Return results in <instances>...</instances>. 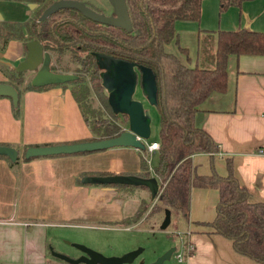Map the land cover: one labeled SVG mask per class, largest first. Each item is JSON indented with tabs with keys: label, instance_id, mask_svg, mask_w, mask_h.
Listing matches in <instances>:
<instances>
[{
	"label": "crops",
	"instance_id": "obj_1",
	"mask_svg": "<svg viewBox=\"0 0 264 264\" xmlns=\"http://www.w3.org/2000/svg\"><path fill=\"white\" fill-rule=\"evenodd\" d=\"M241 27L264 31V0H243L220 12L218 0H200L197 20L173 21L177 43L185 34L197 37L203 30ZM3 50L0 62L11 65L25 53L18 39H9ZM226 74L225 90L211 93L198 105V125L216 144V151L194 153L191 163L197 174H209L211 163L218 175H225V159H229L231 172L246 188L249 200L264 201V55L228 56ZM5 80L0 70V82ZM17 90V116L11 112L10 99L0 96V144L17 151V163L12 166L0 157V264H61L49 250L51 243H59L62 230L86 228L91 222L110 227L123 215V198L113 186L81 183L80 177L103 172L136 174L139 152L130 146H113L23 160L20 155L26 146L89 140L91 133L69 89ZM136 93L140 97L139 88ZM150 141L157 138L142 140ZM148 154L155 162V150ZM148 166L151 172L149 162ZM216 200L215 188L192 186L187 221L177 215L170 218L169 212V224L179 235L181 258L176 261L259 264L234 252L229 240L204 225L213 219Z\"/></svg>",
	"mask_w": 264,
	"mask_h": 264
},
{
	"label": "trees",
	"instance_id": "obj_2",
	"mask_svg": "<svg viewBox=\"0 0 264 264\" xmlns=\"http://www.w3.org/2000/svg\"><path fill=\"white\" fill-rule=\"evenodd\" d=\"M241 1L218 0V11L229 5H238ZM199 2L125 0L131 25V30L126 31L90 20L70 8H62L38 21V14L46 6L43 0L41 7H44L38 10L35 17L23 22L0 20V50L4 49L9 39L21 40L24 48L26 41L34 40L46 52L70 50L71 57L80 64L79 70L83 76L73 73L76 78L67 83L70 86L72 83L86 86L83 81L86 76L100 104L107 111L105 117L98 109L92 108L89 110L91 116L87 117L71 87L68 88L91 133L88 139L114 136L123 129L122 122H127L125 114L112 111L108 96L103 93L99 78L100 63L96 57L103 55L148 68L155 82L153 108L157 115L158 146L151 172L145 149L139 151V171L136 174L146 177L152 173L157 181V191L152 199L154 202L145 218L153 216L161 221L163 209L166 208L173 216L187 221L189 189L192 186L215 188L217 200L214 216L211 222L204 225L229 240L234 252L264 264V201L249 200L246 188L238 183L231 172L229 159H225V175H218L211 163L209 174H197L191 163L194 153L211 155L216 151V144L194 121L199 103L211 93L225 90L228 56L264 55V31L245 27L200 31L196 37L195 63L187 66L175 54L166 51L164 46L172 38L176 40L174 20L198 19ZM179 49L184 51L185 48L180 46ZM46 86L49 85L33 87L28 83L24 88L36 90ZM18 105L17 99L11 107L14 116L18 115ZM20 156L23 160L30 159L23 158L22 154ZM0 157L7 159L3 155ZM7 161L10 166L17 163V159ZM148 203H139L134 212L123 214L120 223H135L145 212Z\"/></svg>",
	"mask_w": 264,
	"mask_h": 264
},
{
	"label": "water",
	"instance_id": "obj_3",
	"mask_svg": "<svg viewBox=\"0 0 264 264\" xmlns=\"http://www.w3.org/2000/svg\"><path fill=\"white\" fill-rule=\"evenodd\" d=\"M111 7L110 13L105 15L94 11L86 6L81 0H52L38 14L37 20H43L58 9L70 8L78 11L84 17L98 23L117 26L126 31L131 30L130 20L128 17L125 0H107ZM34 3L28 4L33 7ZM2 19L0 15V20ZM25 54L17 66L13 69L21 72L24 69L34 70L29 79V84L33 87H40L50 84H60L71 81L76 75L68 72H54L48 69L46 62L48 54L42 51L40 44L34 40L25 42ZM103 63L108 68L109 75L102 77V85L107 91H114L108 95V103L115 113L121 112L126 115L127 128L122 129L118 134L110 137L82 140L70 143H54L42 145H29L23 150V158H34L40 156H50L57 154H74L101 150L113 146H130L136 149H143L142 140L149 133V115L143 108L142 102L132 97L136 84L140 85L141 95L144 94L146 103L153 106L155 101V82L151 71L143 66L120 60L117 58L106 57ZM101 66V64H100ZM0 96H6L10 99L11 104L17 102V90L13 85L7 82H0ZM115 96V99H113ZM113 99V100H112ZM201 113L197 112L194 118L196 123L199 122ZM0 155L5 156L13 162L17 159V151L14 147L0 144ZM81 183L89 184H122L142 186L146 188L148 197L152 200L157 191V181L154 176H139L136 174H94L82 175ZM169 224V210L164 208L162 219L159 223L161 229ZM71 247L78 250L81 255L77 258H70L63 254L49 250L50 255L67 264H129L134 257L141 251L140 248L134 249L119 256L105 257L87 247L78 244H70ZM174 251L173 247L167 249L159 255L150 264H161L167 260Z\"/></svg>",
	"mask_w": 264,
	"mask_h": 264
},
{
	"label": "rangeland",
	"instance_id": "obj_4",
	"mask_svg": "<svg viewBox=\"0 0 264 264\" xmlns=\"http://www.w3.org/2000/svg\"><path fill=\"white\" fill-rule=\"evenodd\" d=\"M26 1L28 0H0L1 17L8 21H26L32 16L35 17L38 13V10L40 11V8L42 9L51 0H44L46 3H44L43 7H41V1H36L33 7H28ZM87 2L93 7H102L107 8V11L109 10V4L106 0H87ZM196 40L197 39L194 37V35L185 34V37L180 40L181 42L179 41L177 43V41L175 42V39L172 38L164 46V48L168 52L173 54L175 53L179 61L188 66L195 58L194 55L197 50ZM179 45L185 48L184 51L179 49ZM0 51L2 52L4 50ZM46 53L49 56L51 67L56 69V71L80 73L83 76L82 72L79 70L80 64H78L71 57L70 50H62L60 53ZM24 54L25 53L22 52L20 57L12 61V65L9 63L11 66L8 63L0 62V70L6 77L5 81L12 83V85H14L16 88H22L28 84L29 79L34 71L30 69H24L18 73L13 69L14 66H17L20 59H23ZM83 81L86 86H79L75 83H72L70 86L67 82H64L62 84H52L44 88L54 86L60 87L62 91H65L71 87L72 92L75 94L80 105V108L87 117L91 116L89 110L92 108L98 109L101 115L107 117V111L103 109L96 94L89 85L86 76ZM137 87L139 88L140 92V85L137 84ZM138 88L136 90H138ZM136 90H134L135 92L133 93L134 98L144 97L143 93L142 96L140 94L139 97L136 93ZM142 103L144 106L143 108L146 109L149 115V133L146 137H144V141L147 142L151 139L157 138V117L154 109L152 106L146 103V100L142 101ZM125 125L127 126V122L123 121L122 127H125ZM139 151L140 150H138V152ZM144 154L146 161L148 160L149 162V165H153L154 156L148 154L147 152ZM116 187H114L116 193L123 198L124 202L122 214H130L134 212L139 203L141 204L144 201L149 202L145 212L140 215V219L138 218L135 223L129 224H123L120 223V221H113V223H110V227H104L100 223L91 222L85 224L86 226L84 227L86 228L80 226L74 228H65L62 230L59 243H51L52 251L63 254L70 258L75 257L78 255V251L68 244L70 243L82 245L97 253H100L105 257H108L119 256L122 253L140 248L141 251L129 264H150L167 249L173 247L174 251L171 253L170 257L167 260H163L161 264H182V259L180 261L181 263L177 262L175 259V255L180 253L178 248V233H175V231L172 230L170 224L161 229L159 227L160 220L153 218V216H151V218H149V216L147 219L145 218L148 208L153 204L152 202H154L149 199L146 188L134 185H116ZM172 216L173 214L170 212V218H172ZM59 262L61 264H67L60 260Z\"/></svg>",
	"mask_w": 264,
	"mask_h": 264
},
{
	"label": "flooded vegetation",
	"instance_id": "obj_5",
	"mask_svg": "<svg viewBox=\"0 0 264 264\" xmlns=\"http://www.w3.org/2000/svg\"><path fill=\"white\" fill-rule=\"evenodd\" d=\"M29 1H31V2H29ZM36 1H43V0H28V1H26V4L28 5V4H30V3H36ZM52 1V0H51ZM50 1V2H51ZM86 6H88L89 8H91V9H93L94 11H96V12H99V13H103V14H105V15H107V14H109L110 13V10H111V7H110V5H109V7H108V11H107V8H102V7H93L92 5H90L88 2H87V0H81ZM107 1V0H106ZM48 4V3H47ZM46 4V5H47ZM58 10H60V9H58ZM57 10V11H58ZM74 10V9H73ZM76 11V10H75ZM78 12V11H77ZM42 51H44L43 49H42ZM46 52V51H45ZM24 57V56H23ZM21 60V59H20ZM96 60L101 64V66L99 67V73H100V76H99V78H100V83L102 84V81H101V79H102V77H105V76H107V75H109V71H108V68L106 67V66H104L103 65V63L107 60V58L105 57V56H97L96 57ZM46 64H47V66H48V69L49 70H51V71H54V72H59V71H56V69H54V68H52L51 67V64H50V62H49V56H48V61L46 62ZM62 72H64V71H62ZM68 73H71V72H68ZM67 82H70V81H67ZM64 83V82H63ZM61 84V83H60ZM103 86V85H102ZM136 86H137V84H136ZM103 89H104V92H105V94L108 96V95H112L113 93H114V91L112 90V91H107V90H105V88L103 87ZM135 90V89H134ZM134 90H133V92H134ZM139 94H141V91L139 92ZM142 96V95H141ZM132 97L134 98V96H133V93H132ZM141 98V99H140ZM140 98H135V99H138V100H140L141 102L142 101H145V99H143L144 97H140ZM113 99H115V96H113ZM112 99V100H113ZM142 105H143V103H142ZM119 114H123V113H121V112H118ZM108 173V172H107ZM100 174H106V173H100ZM109 174V173H108ZM109 186H113V188L114 187H116V185L117 184H108ZM117 188V187H116ZM78 251V250H77ZM81 255V253L78 251V255L77 256H75V257H71V258H77L78 256H80Z\"/></svg>",
	"mask_w": 264,
	"mask_h": 264
},
{
	"label": "built area",
	"instance_id": "obj_6",
	"mask_svg": "<svg viewBox=\"0 0 264 264\" xmlns=\"http://www.w3.org/2000/svg\"><path fill=\"white\" fill-rule=\"evenodd\" d=\"M157 146H158L157 141H150L148 143H144V149L147 153L155 150L157 148ZM147 164H148V160H147ZM148 168H149V166H148ZM175 258L179 261L181 258L180 254H176Z\"/></svg>",
	"mask_w": 264,
	"mask_h": 264
},
{
	"label": "bare ground",
	"instance_id": "obj_7",
	"mask_svg": "<svg viewBox=\"0 0 264 264\" xmlns=\"http://www.w3.org/2000/svg\"><path fill=\"white\" fill-rule=\"evenodd\" d=\"M135 92V91H134Z\"/></svg>",
	"mask_w": 264,
	"mask_h": 264
}]
</instances>
